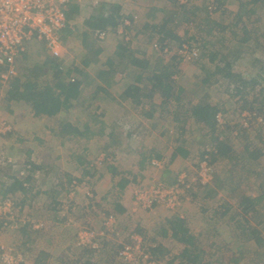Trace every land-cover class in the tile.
<instances>
[{"label":"rangeland","instance_id":"rangeland-1","mask_svg":"<svg viewBox=\"0 0 264 264\" xmlns=\"http://www.w3.org/2000/svg\"><path fill=\"white\" fill-rule=\"evenodd\" d=\"M172 1V3L171 0L155 1L154 10L157 9L158 13L151 20L146 18L144 14L146 10L142 13L140 9L127 5L133 13L128 8V15L125 17L133 18V14L136 16V19H133L134 23L129 29L127 28L136 56L141 59L148 58L153 64L159 59L164 64L174 61L177 67L173 70L176 71L173 85L175 88L182 86L186 90L182 97L183 105L180 108L171 102L170 105L156 111L155 117H147L149 120L142 115L141 108L151 101L144 99L143 104L138 106L133 103L132 98L125 97L124 90L128 86L139 85L136 78L141 71L133 66L124 67L120 64L121 67L116 69L112 82L109 86L106 85L112 92L105 94L97 91L96 95L94 94L97 87L103 84L98 77L99 72H108L112 67L111 60L115 64L119 63L114 51L121 40L115 36V28H99L107 32L108 36L106 40L100 42L88 24L91 17L100 14L103 9L102 4L106 6L109 3L107 0H94V5L92 0L73 1L69 10L72 16L68 28L70 32L62 40L64 48L62 59L57 60L52 57L43 41L29 42L24 53L16 58L15 68L20 83L28 81L40 89L53 84V72L49 67L52 62L60 61L64 67L63 73L67 74L68 71L71 77L76 76L80 79L85 73L88 74V90L71 102V109L68 112L52 118L46 117V121L42 123L38 121L40 125L34 132H24L21 135L17 133L16 139L21 140L17 143L11 141L12 138L14 139V127L8 135H0L2 138L13 135L9 141L7 139L0 141L1 153L6 160H12V163L0 165V204H3V200L8 196L11 204L14 203L12 207L14 222L18 224V227L21 223L19 229L11 230L12 235H8L10 231L3 235V239L5 235L11 236L10 240L14 244L3 243L7 248L12 247L16 254L23 257L22 264L26 263V256L39 253L41 248L46 246L43 238L46 235L54 238V244L50 246L53 247L50 249L52 256L48 262L43 260L40 264H46V262L47 264H75L74 262L83 264L85 262L83 259L78 261L81 256L87 259V254H80L81 247L78 243V234L83 230L106 234L104 237L97 238L96 246H99V249L93 251L90 263L120 264L122 262L116 260L117 249L121 242L127 241L128 237L130 240L131 234L140 235L136 229L144 235H140L142 243L137 264H142V256L148 252V247L157 249L155 251L157 256L154 257L156 264H191L179 258L184 246L164 236L166 220L173 216L186 218L192 234L197 237L198 248L203 250L199 252L203 255L199 264H264V239L263 246H260L251 237L246 235L243 237L241 233L238 234L240 229L237 223L229 219L231 213L235 215L236 209H233L235 204L227 199L229 195H226V199L223 195L227 189L222 191L219 187L218 194L214 197H209L210 193L206 195L204 192L205 189L211 192L217 188L213 181L214 176L205 185L201 182L200 185L195 184L193 192L190 191L187 194L189 197L187 203L177 207L174 212L160 207L151 212L135 205L134 195L138 187H146L154 183L170 187L176 182L180 173L200 179L199 163L202 154L204 152V156L207 155L208 148H212L211 152L216 153L217 149L215 150L214 147L216 145L219 146L220 157L216 166L214 165V175L218 173L230 179L235 173L234 179L239 181L241 188L254 195H257L258 187L264 181V125L254 122L248 128H244L247 130L241 132L240 137L236 138L229 130L226 133V144L221 146L223 143H219L210 130L197 125L191 114L185 112V110L190 111L191 106L202 102L218 106L226 127L241 124L242 115L250 112L248 111L250 107L259 110L260 102L264 104V73H260L264 68V35L262 34L264 2L256 5L254 9L257 11L251 15L245 13L253 8L250 0H221L220 12L218 11L211 18L205 11L208 0H179L181 4ZM146 3L143 5L145 6ZM110 5L112 10L119 7H114L119 5L114 1ZM149 8L151 7L147 6V9ZM194 8H199L194 17L195 20L187 23L184 18L192 17L190 11ZM173 9L180 11V15H177L175 23L172 22L171 29L184 40L183 45L188 43L199 47L200 54L197 60L188 61L179 58L177 56L179 42L171 39L169 32H159L165 23L163 16H169ZM110 13L109 10L106 15ZM238 16L242 18L236 25ZM146 24L150 27L145 26ZM167 26L165 29H168ZM224 27L226 29H223ZM163 38L165 41L161 40ZM95 49L103 50L100 58L95 56ZM234 61H236L234 71L246 72V75L249 74L251 77L254 75L256 79H260L255 88L250 85V89L247 88L243 94L236 93L235 86L224 78L223 73L217 72L219 68L225 66V63ZM252 71H254L253 75ZM208 73L216 75L210 76V82L203 85L202 80ZM146 84L144 80L140 88ZM15 86L16 79L8 85L0 79V118L9 121L11 125L16 124L10 113L13 111L18 115L14 116L18 122L29 118L37 120L38 117H34V114H29V110L24 109L23 101L9 98L10 93L15 94ZM153 99L162 100L158 94ZM124 107L130 109L126 110ZM91 115H96L98 118L101 116L98 120L104 123H98L96 127L92 125L94 131H100L91 139L75 137L62 130V124L66 122L73 126H82L86 122L93 124L90 121ZM260 115L264 118V110ZM163 116H166V120ZM32 120L31 122L34 123ZM183 122L190 124L192 138L197 139L196 144L186 149L190 151V162L193 168L177 173L174 180L171 177L166 179L162 177L166 158L164 154H169L168 147L179 146L172 144L175 143L176 138L171 139L170 134L165 143L159 140L156 142V137L146 138V142L140 145L142 135L146 131L150 136L154 124H182ZM175 126L181 127V125ZM176 133L181 134L179 130ZM247 147L250 151L257 149L263 152L260 161L252 163L249 160L245 163L242 160L235 168V162L238 160L236 158L242 156ZM212 153H209L210 160ZM152 154L164 159L157 157L152 159ZM154 160L159 162V166L152 164ZM29 163H34L36 168L33 176L31 175L33 166H28ZM64 173L69 175L63 176ZM15 180L23 182L27 192L18 189L19 184H16ZM225 183L226 181H222L221 185ZM229 186L231 187V182ZM10 187H14L15 192L8 193ZM89 191L96 194L94 199L87 197ZM13 200L22 206L24 210L22 214L18 213V206ZM129 200L132 207L127 209L126 213H121V208L125 207L124 202L128 203ZM225 202L227 205L224 204ZM81 206L93 208L90 213L92 214L90 222L80 221L82 216L78 213V209ZM260 206L261 212L264 213V204L261 203ZM226 210H228V216L221 218L219 213ZM102 212H112L118 216L119 220L115 224L114 232L107 231ZM131 212L133 215L138 214L140 221L144 220L141 221L142 224L139 223L141 224L139 227L134 225L133 220L132 222L131 219L129 220L128 216ZM240 221H242L241 218L238 222ZM213 222L215 225H211ZM259 230L264 238V216ZM29 233L32 235L30 236ZM145 237L150 242L158 244L157 248L153 247L148 240H144ZM109 253L112 257L108 255ZM0 264H2L1 256Z\"/></svg>","mask_w":264,"mask_h":264},{"label":"trees","instance_id":"trees-1","mask_svg":"<svg viewBox=\"0 0 264 264\" xmlns=\"http://www.w3.org/2000/svg\"><path fill=\"white\" fill-rule=\"evenodd\" d=\"M177 1V0H174ZM208 3H211V0H208ZM253 8L249 12H245L248 14H254L257 10L254 9L256 5L259 3L264 2V0H250ZM214 6L216 5V12H220L221 6H222V1L221 0H213L212 3ZM184 5H182L183 7ZM110 8L109 10L111 11L108 16L104 13V9H101V12L97 16H93L89 19L88 24L89 27L94 31L95 29H106L108 27H114L115 30L119 28V26L122 23V20L125 19L126 17L123 16L119 12V8ZM197 9L199 8H194L192 9L191 16L190 18H184L187 23H191L192 21L195 20V15L197 13ZM107 10V11H109ZM106 11V12H107ZM205 11L209 17H214L213 13L209 12L207 5L205 4ZM105 14V15H104ZM68 19L70 20L71 13L68 11ZM180 15V12L178 16ZM165 22L163 24V29L159 31L160 33H168V35L171 37V39H174V41L179 42V48H182L184 40L177 35V33H174L173 30L171 29V25L175 23L177 20V9H174L172 13L168 16L165 15L164 17ZM242 16L237 17V21L235 24L237 25L238 23L241 22ZM173 22V23H172ZM216 23V22H215ZM169 25L168 29H171L170 31L168 29H165V26ZM69 26L63 31V37L67 35L70 32V29H68ZM263 28V35H264V25H262ZM223 29H226L225 27ZM73 31V30H72ZM72 34V33H71ZM86 35V33L84 34ZM258 36V35H257ZM165 41V38L161 39ZM102 49H95V56L98 58L100 53L102 52ZM178 51V50H177ZM115 57L119 59V63L115 64L114 61H110L111 68L109 66V71H101L98 74V77L101 79V82L103 84H100V86L97 87L95 90L94 94L96 95V92H103V93H108L107 88L109 84L113 80V75L116 74V69L119 68L120 64L124 65V67H134L141 71V74H139L136 78L137 84L139 85H130L127 87L125 90V97L127 96L128 98L133 99V103H135L138 106H141L143 103L142 101L146 99L150 104H154L153 98L158 94L162 98V106L166 107L169 103H174L178 108H180L183 105V100L182 97L185 93V88L180 86L175 88V85H173L174 81V75L176 74V71L174 72L173 70H176V63L172 61L171 63L164 64L162 60H156L154 64L151 62L150 59L148 58H138L135 54V52L132 49L131 43L129 42H123L121 41L118 43L115 47L114 51ZM213 56L215 54H212ZM179 58H182L181 55L177 54ZM95 57V58H96ZM213 60V59H212ZM92 63V60L90 61ZM236 64V61L234 62H228L227 64L225 63V66L223 68H219L217 70L218 73H223L224 78H226L229 83L233 86H235V92L243 94L244 91L249 88L250 85L252 88L256 87V84L259 83L260 79H256L255 76L253 75L254 71L251 72L253 75L252 77L249 75H246V72L242 71H234V65ZM49 66V63H47ZM51 66L50 69H52L53 72V84L49 87H36L33 83L31 82H24L23 84L20 83V79H16V86L15 89L16 92L13 95V93H10L9 98L12 100H21L25 101L26 104L32 109L34 116L40 118V117H55L59 114L66 113L71 109V102L73 100L78 99L81 96V93L86 92L88 89V74L85 73L83 78L76 79L75 77H71V74L63 73L64 67L62 63L59 62H52L50 64ZM121 67V66H120ZM255 70V68H252ZM83 73V72H82ZM260 73H264V68L261 69ZM216 74H210L205 77L204 80H202L203 85L207 84L210 82L211 78L210 76L215 77ZM66 76V77H65ZM82 76V74H81ZM36 77V76H35ZM86 77V78H85ZM249 77V78H248ZM98 78V79H99ZM251 78V79H250ZM146 81L147 84L143 86V88H140V84L143 81ZM108 85V86H106ZM105 86V87H104ZM177 89V90H175ZM20 91H23L20 93ZM256 103V100H255ZM141 110H144V106L141 108ZM264 110V104L260 102L259 105V110H254L253 108L250 107V112L256 111L258 115L263 113ZM156 111H160V108L155 105L153 110H150L147 112V116L149 118H152L155 115ZM219 108L218 106H214L212 104L208 103H199L195 106H191L190 111H186V113H190L194 121H196L197 125H201L203 128H207L210 130L215 136L216 139L219 143H223L221 146H224L226 144V133L230 130L232 135L236 137H240L241 132L246 131L247 129H244L241 124H234V125H227L224 130L220 131L218 126H217V120L216 116L219 113ZM259 111V112H258ZM96 115H91L90 121L93 124H90V122L83 123L82 126H73L71 123H63L62 124V130L66 133L71 134L72 136L79 137V138H86V139H91L92 136H96L99 131L97 130L94 131V128L92 125L96 127L98 123L104 124L102 121H99L100 119ZM261 125V124H260ZM263 126V125H261ZM102 131V130H101ZM180 131V130H179ZM181 132V131H180ZM236 134L234 135V133ZM102 134V132H101ZM116 143V142H115ZM117 144V143H116ZM116 146V145H114ZM216 153H212V159H211V165L215 168V162L218 161L219 155H220V149H218V145L214 146ZM261 153L257 149H253L252 151L249 150V147L246 148L245 152L243 153L242 156H238V159L235 162V168L238 167V163L243 160V162L248 163L249 160L252 161V163H257L260 160ZM106 154V153H105ZM204 156V155H203ZM95 161V160H91ZM113 170V168H112ZM115 171V170H114ZM234 176H231L230 179H227V177H222L218 173L214 175V182L217 188L211 190V192H208L205 188V193L209 197H214L215 195L218 194V188L222 189V191L226 190L223 195H229V198L235 206H233V209H236L235 215L231 213V216L229 219L234 220L235 223H237V226L240 229L241 235L244 237L249 236L251 237L255 243H257L260 246L262 245V240L264 239L262 237V233L259 230V226L262 225L263 223V216L264 213L261 212L260 210V204H264V181L260 183L258 187V192L257 195L247 193L244 191L238 180L234 179ZM264 179V178H263ZM27 181V180H26ZM222 181H226L224 185L222 184ZM231 182V187L229 186V183ZM16 184H19L18 189H23L25 190V187L23 186V182L15 180ZM15 183L13 185H15ZM171 185V184H170ZM14 187L8 188V193H13ZM25 192H27L25 190ZM8 200V196L6 197ZM3 200V201H5ZM15 201L16 205L18 206L17 210L19 214H22L24 210H22V206H19L18 202ZM227 205V203H224ZM231 204V202H230ZM230 212V211H229ZM219 216L221 218H226L228 216V210L219 213ZM239 218L242 219V221H239ZM186 218H180L179 216H173L169 220H166V227L164 229V236L166 238H172L174 241H176L178 244L184 246L182 255H180L179 258H181L183 261H186L187 263L191 264H199L201 263V256L203 250H200L197 245V237L192 234L189 226L187 225V220ZM239 223V225H238ZM215 225V222H213L211 225ZM3 226V222L0 221V228ZM136 232H138L140 235H143L138 229H136ZM144 236V235H143ZM148 240L149 239H145ZM151 243L153 247L158 246L156 243ZM120 246L118 247V249ZM117 249V251H118ZM157 249L154 248H147V251L150 252V254L153 257H156L157 255L155 254V251ZM94 249L91 248H81L80 254H87V259L85 257H80L78 261L80 262L82 259L85 261L83 264H93L90 263L91 261V256L93 254ZM198 251V252H197ZM43 255V254H42ZM109 256L112 257L111 253L108 254ZM117 255V252H116ZM155 255V256H154ZM110 258V257H109ZM113 259V258H112ZM76 264V262H74ZM69 264V263H68Z\"/></svg>","mask_w":264,"mask_h":264},{"label":"built area","instance_id":"built-area-1","mask_svg":"<svg viewBox=\"0 0 264 264\" xmlns=\"http://www.w3.org/2000/svg\"><path fill=\"white\" fill-rule=\"evenodd\" d=\"M73 1L0 0V79L4 83L7 85L11 84L18 76L15 68L16 58L24 52L26 44L31 41H43L52 56L56 58L63 57L64 48L61 43V36L70 24L67 14ZM212 3L213 0L207 4V7L209 12L214 15L217 13L216 5L214 6ZM133 19H136V16H133ZM130 25L131 20L129 18L122 20L117 30V34L121 39L130 40L127 33V28ZM95 35L99 40H106L108 37L107 32L102 30H97ZM155 47H157L156 44ZM178 54L184 60L194 61L198 59L200 49L196 45L193 46V44L186 43L178 50ZM242 116L241 126L243 128H248L254 122L264 125V118L258 115L256 111L245 112ZM216 120L219 130H224L225 123L221 113L217 114ZM12 130L13 125L9 121L0 118V135L6 136ZM211 149H206L207 155L199 163L200 179H196L186 173H180L176 182L170 187L161 183L138 187L134 195L135 205L151 212L156 210L157 207L166 208L174 212L177 210V207L186 204L189 200L187 194L190 191L192 193L196 185L209 183L212 180V176H214L215 169L211 165L209 158V153H212ZM6 163H12V160H6L0 151V165ZM152 164L159 166L157 160H154ZM94 196L95 193L88 192L87 197L89 199H94ZM13 204H11L10 200H5L3 204H0V221L3 222V226L0 228V256L2 264H22L23 262V257L16 254V251L12 247L7 248L2 241L5 232L21 227V223L18 227V224L14 222V216H12ZM102 213H104L103 220L107 231L114 232L115 224L119 220L118 216L112 212ZM105 235V232L97 234L92 230H83L78 234V243L81 248L88 247L98 250L99 246H96V240ZM131 235L130 240L128 237L127 241L121 242L119 245L120 248L117 251L116 258L117 261L122 262L120 264H137L138 262L137 256L141 250L142 237L136 235V233ZM145 253L141 259L142 264L157 263L149 252Z\"/></svg>","mask_w":264,"mask_h":264},{"label":"crops","instance_id":"crops-1","mask_svg":"<svg viewBox=\"0 0 264 264\" xmlns=\"http://www.w3.org/2000/svg\"><path fill=\"white\" fill-rule=\"evenodd\" d=\"M112 1H114V2H116V3L119 4V5H114V7L115 6H119L118 7L119 8V12L123 16H127L128 15V11H129L128 10L129 7L127 6L128 4L134 6V7L138 8V9H140L139 11L142 12V13L145 12V10H146V12L144 14H146L145 16L149 20H151L152 18L156 17V15L158 13V10L157 9L154 10L156 8L154 6L155 5V1H158V0H107V2H109V3H107L106 6L104 5V3L102 4L105 14H106V11L111 8L112 5H110V4H112ZM177 1H179V0H177ZM177 1H176V3L179 4L180 1L179 2H177ZM93 2H94V0H92V3ZM145 2H147V3L144 6L143 4H145ZM172 2L173 1L171 0V3ZM94 4L95 3H93V5ZM147 6H149L151 8L147 9ZM129 9H130V12L133 13L132 9L131 8H129ZM179 12L180 11H177V15L179 14ZM164 17L165 16H163V18H162L163 20L165 19ZM149 20H147V21L149 22ZM145 26H149V24H146ZM166 28H169V25ZM99 58H100V55H99ZM55 59H57V58H55ZM61 61H63V60H61ZM58 62L60 63V61H58ZM52 81H53V78H52ZM106 88L108 90L107 91L108 94H109V92H112L110 87L109 88L106 87ZM153 102H154V104L148 103V104L144 105V110L143 111L141 110V113L145 117L146 120H149L146 117L147 116V112L150 111V110H153V108H154L155 105H157L159 108H162L163 107L162 104H161L162 100H160V101L153 100ZM23 103H25V106H24L25 108L24 109L29 110V114L33 115L32 109L26 104L25 101H23ZM156 103H158V104H156ZM170 104L171 103H169L168 105H170ZM124 108L126 110L127 109H130L128 107H124ZM106 111L108 112L107 109H106ZM165 111H168V110L165 109ZM10 113L12 115V119L14 120L13 122L16 123V124H13V127L15 128V130L13 132L14 133L13 134L14 135V139L12 138L11 141H15L16 143L19 142V141H21V140H17L16 139V134L17 133H20V135H21L24 132H28V133L34 132L35 131V128L39 127V125H40V124H38V121H40L41 123H42V121H46V117H43V118L41 117V118H37V120L35 118V120L37 122H35V120H32V118L27 119L28 121L26 120V121L18 122L17 119H14V116H18L17 113L16 112H13V111H11ZM25 113H27V111H25ZM126 114H127V112H126ZM1 115H3V114H1ZM153 117H155V115ZM163 117L166 120V116H163ZM186 119H187V117L185 118V121H186ZM31 120L34 121V123L31 122ZM185 123L186 122H183L182 124H154L153 132H152V134L150 136L146 133V131H144L145 133L142 135V140H141L140 145H142L143 143L146 142L145 141L146 138L147 139L148 138L152 139L153 137H156L155 138L156 139V142L159 140V141H162L164 143L166 142V139H168V137H170V134H171V139H175L176 138L175 139V143H172V142L171 143L174 144V145H179V146L177 148H176V146L175 147H168L169 154L167 155V154H164L163 153L164 155H166V158L165 159L163 157H160V156H155V154H152L151 155L152 159H155L156 157L158 159L159 158L164 159V161H165V167H164L163 172H162L163 173V176L162 177H165L166 179L168 177H171L174 180V177H175V175L177 173L186 172V171H189L187 169H192L193 168L191 166V162H190L191 161V159H190L191 158L190 151L189 150H186V149L189 148V147H191V146H193L194 144H196L197 139L193 140V138H192L193 133L191 131V126L189 128V125L190 124H185ZM30 124H34V125L31 126ZM175 125H181V127H178V126H175ZM166 126H167V128H166ZM140 129L142 130V128H140ZM42 130H44V129H42ZM177 130H180L181 131V134H177L176 133ZM170 131H171V133H170ZM12 136H9L8 138H2V137H0V141L6 140V139L9 141ZM32 147H34V146H32ZM171 148H172V150H171ZM28 154H30V152ZM203 155H204V152L202 154L201 159L203 158ZM78 159H79V157H78ZM30 165L33 166V171L31 170V175L33 176L34 173H35L36 168H35L34 163H29L28 166H30ZM215 166H216V162H215ZM68 175H69L68 173H64L63 174V176H68ZM11 177L14 178L13 175H11ZM126 202L127 201L124 202L125 203V207L124 208H121V213H123V214H124V212L125 213L127 212V209L129 210L132 207L131 200H129L128 203H126ZM121 206H122V204H121ZM78 210H79L78 213L80 214V216H82V217H80V221H82V222L83 221L90 222V218H92L91 217L92 214H90V213H92L93 208H90V206H87L86 208H84L83 206H81ZM162 212H163V210H162ZM96 215L98 216V214H96ZM128 218H129V220L131 219V222L133 220V223H135L134 225L136 227H139V225L142 224L141 221H144V220H141L140 221L139 215L138 214L133 215V212L129 213ZM95 221H96V219H95ZM139 223H141V224H139ZM125 228L127 229V227H125ZM8 231H10L8 233V235H12L11 230H8ZM8 235H5L4 236V239H2V241L5 244L7 242L9 244H11V245L14 244L13 241L10 240L11 239V236H8ZM29 235L31 236L32 234L29 233ZM43 238H44V243L46 244V246L43 249L41 248V251L39 253L36 252V254H33V255H30L29 254V256H26V263L25 264H40V261H43V260L44 261L47 260V262H48V260L52 256V253L50 254V249L53 248V247H50V246L52 244H54V241H53L54 238L53 237L50 238L49 235H46ZM183 249H184V247H183ZM47 262H46V264H47Z\"/></svg>","mask_w":264,"mask_h":264},{"label":"clouds","instance_id":"clouds-1","mask_svg":"<svg viewBox=\"0 0 264 264\" xmlns=\"http://www.w3.org/2000/svg\"><path fill=\"white\" fill-rule=\"evenodd\" d=\"M69 10H70V9H69ZM133 16H135V15L133 14ZM129 19L131 20V24L134 23V20H133L132 16H131ZM69 21H70V20H69ZM69 25H70V24H69ZM119 27H120V26H119ZM130 27H131V25L128 27V29H129ZM118 29H119V28H118ZM118 29H117V30H118ZM97 30H99V29H95L93 32L95 33ZM117 30L115 31V36L118 37L121 41L126 42V43H127V42L129 43L131 39L128 40V41H126V40H124V39H121V38L118 36V34H117ZM113 33H114V31H113ZM111 35H112V34H111ZM62 40H63V34H62V36H61V43H62ZM100 42H101V40H100ZM27 44H28V43H27ZM27 44H26V45H27ZM62 45H63V43H62ZM25 49H26V46H25ZM47 49H48V48H47ZM24 51H25V50H24ZM23 53H24V52H23ZM20 55H21V54H20ZM20 55H19V56H20ZM52 57H54V56H52ZM54 58H56V57H54ZM58 59L60 60V59H62V58H57V60H58ZM16 60H17V59H16ZM17 77H18V76H17ZM17 77H16V79H17ZM76 79H77V78H76ZM95 196H96V194H95ZM116 257H117V255H116ZM116 260H117V258H116Z\"/></svg>","mask_w":264,"mask_h":264}]
</instances>
